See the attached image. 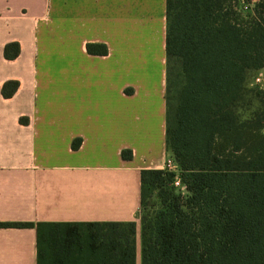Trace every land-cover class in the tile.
Wrapping results in <instances>:
<instances>
[{
	"label": "crops",
	"instance_id": "obj_1",
	"mask_svg": "<svg viewBox=\"0 0 264 264\" xmlns=\"http://www.w3.org/2000/svg\"><path fill=\"white\" fill-rule=\"evenodd\" d=\"M165 35V0H0V264H37L40 223L83 224L57 231L69 264H123L108 249L124 231L103 225L127 222L141 264L140 171L171 158ZM7 82L18 87L3 98ZM261 82L264 68L249 85Z\"/></svg>",
	"mask_w": 264,
	"mask_h": 264
},
{
	"label": "trees",
	"instance_id": "obj_2",
	"mask_svg": "<svg viewBox=\"0 0 264 264\" xmlns=\"http://www.w3.org/2000/svg\"><path fill=\"white\" fill-rule=\"evenodd\" d=\"M165 15V144L186 192L175 173L140 171L141 264H264V90L249 85L264 68V0L246 12L238 0H165ZM18 54L17 43L4 47L6 60ZM17 87L5 83L2 97ZM79 225L37 224V264L75 260L57 231ZM103 226L124 231L108 251L134 264L136 223Z\"/></svg>",
	"mask_w": 264,
	"mask_h": 264
},
{
	"label": "built area",
	"instance_id": "obj_3",
	"mask_svg": "<svg viewBox=\"0 0 264 264\" xmlns=\"http://www.w3.org/2000/svg\"><path fill=\"white\" fill-rule=\"evenodd\" d=\"M239 1V9L242 11L251 10L254 6V4L257 2V0H238ZM255 82H259V79L256 78ZM165 170L175 173V178L173 181V187L177 189L181 194H184L186 192L185 186L181 184L180 179L178 177V169L173 161L172 158H169L166 160L165 163Z\"/></svg>",
	"mask_w": 264,
	"mask_h": 264
},
{
	"label": "rangeland",
	"instance_id": "obj_4",
	"mask_svg": "<svg viewBox=\"0 0 264 264\" xmlns=\"http://www.w3.org/2000/svg\"><path fill=\"white\" fill-rule=\"evenodd\" d=\"M243 12H246V11H243ZM244 15H245V14H244ZM261 84H262V86L264 87V83L261 82Z\"/></svg>",
	"mask_w": 264,
	"mask_h": 264
}]
</instances>
